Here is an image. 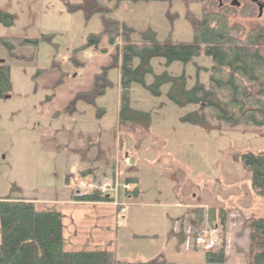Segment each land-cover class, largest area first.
<instances>
[{
  "label": "rangeland",
  "instance_id": "374dc122",
  "mask_svg": "<svg viewBox=\"0 0 264 264\" xmlns=\"http://www.w3.org/2000/svg\"><path fill=\"white\" fill-rule=\"evenodd\" d=\"M70 2L79 4L81 0ZM212 3L211 0L138 3L95 0L102 9L111 11L110 19L134 30L132 43H139L142 33L148 30L161 43H191L192 23L205 14L221 12ZM93 8L94 1H88L87 12ZM228 8L222 12L229 25L243 29L242 40L252 30L264 28V11L263 17H259L257 9L247 15L242 7ZM0 14L14 18L11 25L0 21V38L40 40L35 50L18 46L14 51L29 58L34 54L33 60H19L0 46V64L8 67L11 84L10 95L0 99V197L31 200L37 202L39 211L53 210L54 200H62L71 193L64 190L63 170L64 164L71 162L68 150L72 147L67 149L63 139H42L44 128L53 121H59L53 122L56 127L76 121L63 111L77 93L91 89L95 75L107 63L103 62L102 50L106 53L111 50V63L112 56L121 49L120 40L119 49L110 47L104 38L98 49L82 51L89 36L104 31L103 21L98 15L88 19L83 11L71 14L60 0H0ZM43 36H52L53 41L41 40ZM95 51V57L91 58L89 53ZM137 65L136 60L134 66ZM151 67L152 74L146 76L145 82L152 88L133 83L129 94V108L137 115L148 116L144 124L136 125L137 134L122 135L123 147L132 145L128 149L131 164L134 165L136 156L144 164L138 170L145 194L128 205L126 219L132 213L134 218L130 226L127 223L119 226L116 257L136 263L158 252L166 256L168 264H207L205 252L195 246L193 223L198 207L205 211V216L209 208L225 213L223 224L219 218L214 222L216 252L225 251L224 264H249L251 225L254 220L264 218V197L253 192L252 174L242 163V155L264 154V127L223 125L213 129L182 122L185 115L198 107L177 106L171 93L175 92L174 85L179 87L180 83L187 90L198 83L205 88L209 86L212 61L204 54L186 65L168 66L166 59L155 58ZM108 79L112 87L97 98L95 106L78 102L74 118L89 119L98 109L105 112V120L116 121V105L121 104L120 70H110ZM157 84H161L158 96L154 94ZM122 116L129 118V114ZM163 149H168V153ZM171 176H175L173 182ZM170 181L176 185L175 190L169 186ZM176 195L180 197L178 202ZM188 203L193 210L186 209ZM176 204L180 206L174 207ZM176 224L178 231L186 234L181 250L169 246L167 236ZM205 224L211 226L206 219L198 227ZM130 233L138 238L129 239ZM181 242L179 238L178 244ZM66 243L72 250L94 249L92 243L86 247L81 240H74L73 245L68 240Z\"/></svg>",
  "mask_w": 264,
  "mask_h": 264
},
{
  "label": "trees",
  "instance_id": "16d2710c",
  "mask_svg": "<svg viewBox=\"0 0 264 264\" xmlns=\"http://www.w3.org/2000/svg\"><path fill=\"white\" fill-rule=\"evenodd\" d=\"M69 13L84 12L88 19L98 15L104 24V31L88 37L82 51L98 49L105 38L110 47L121 49L112 56L110 65L103 67L95 75L89 92L77 94L63 111L73 115L77 112L76 104L85 102L95 106L97 98L105 95L112 87L108 79L110 70L121 72V111L129 118L148 116L133 113L129 108V94L133 83L145 88L147 75L152 74L151 61L164 58L168 66L174 63L188 64L201 54L212 61L210 83L207 88L197 84L190 90L174 85L171 100L179 107L194 105L198 110L185 115L181 120L197 126L219 129L223 125L230 127H264V28L249 32L244 40L240 38L243 31L239 26L228 24L225 13L205 14L200 21L192 23L194 38L191 43H161L153 31L141 35L139 43H132L130 38L134 30L109 18L110 10L95 4V0H81L73 4L70 0H60ZM94 1L93 10L88 13L87 2ZM109 2H153L168 0H108ZM189 2L191 0H176ZM194 1V0H192ZM204 1V0H203ZM249 11L247 15H252ZM0 21L13 24L14 18L0 14ZM41 40L53 41L52 36H43ZM40 40L0 38V46L5 47L19 60H33L24 55H17L16 47L30 46L34 50ZM119 49V48H118ZM102 53H106L103 49ZM138 65L135 67V61ZM76 65H80L75 61ZM81 66V65H80ZM55 67V65H54ZM7 66L0 64V99L10 95L11 84ZM40 73L38 74V76ZM161 84H157L154 94H160ZM57 84L53 87L56 88ZM59 116V114H57ZM125 117V116H124ZM126 118V117H125ZM242 163L252 174V190L264 197V154L247 153L242 155ZM17 190V187H16ZM79 203L110 202L108 198L98 195L77 196ZM199 223L208 220L214 227L216 219L225 222V213L209 208L207 215L199 209ZM207 217V218H205ZM63 217L56 211H38L31 200L0 197V264H168L159 257L150 262L131 263L117 259L111 251L66 252L64 249ZM249 264H264V218L256 219L251 225ZM207 264H224L225 251L205 254Z\"/></svg>",
  "mask_w": 264,
  "mask_h": 264
},
{
  "label": "crops",
  "instance_id": "0c3cea01",
  "mask_svg": "<svg viewBox=\"0 0 264 264\" xmlns=\"http://www.w3.org/2000/svg\"><path fill=\"white\" fill-rule=\"evenodd\" d=\"M95 55L96 51L91 58H94ZM110 55L111 50L103 54V62H107L104 64L105 66H108L110 63ZM116 106L117 117L115 122L105 120V112L102 110L98 112L97 109L95 114H92L89 119L82 118L83 120H78L74 118L75 116H73V114L70 115V118L76 121H69L67 124L65 123L64 126L62 125L60 127H56L54 124L59 121H53L54 123L49 122L48 126L44 128L45 133L42 139L47 141L63 139L66 141L67 149L72 147L68 150L71 162L68 161V163H65L63 170L64 190L67 192L70 191L71 193L65 195L62 200H54V204L56 205L53 210H46L59 212L63 217L64 249L66 252L107 250L115 253L118 249L116 248V244L119 240V226L122 225V223H127V225L130 226L131 220L134 218L132 213L127 220L126 215L121 216L119 210L110 203H79L74 200L75 188L82 178L101 179L109 176L118 160H122L127 155H131L128 149L132 145L128 144V148L125 149L122 145V135H127L128 133L132 135L137 134L136 125L144 124L145 120L144 117H139L138 120L121 117V104L117 103ZM99 109L101 108L99 107ZM131 111L135 113V111ZM63 118H60V120ZM52 119L54 118L52 117ZM61 123L63 122L61 121ZM149 136H151V134H149ZM163 152L168 153V149H163ZM138 159V156H136L135 163L131 169L123 165L120 166L121 178L131 182L135 189L132 197L127 198L128 204H131L135 199H142L145 194L144 181L141 176V171L138 170V167L143 168L144 164H141ZM170 179L173 182L175 176H171ZM165 180L167 179L165 178ZM169 186L172 187V190L176 188V185L174 183L172 184L171 181ZM140 188H142V192ZM179 200L180 197L176 195L175 201L178 202ZM187 202L190 203L189 198ZM34 203L38 210L37 202ZM189 203L186 204V209L193 210V206ZM179 206L180 204L174 205L176 208ZM199 209L200 208L195 207L194 210L195 216L193 224L195 236L198 233ZM176 226L177 224L167 234L169 246L174 250H181V247L184 245L186 234L183 230L179 232L178 226ZM192 231L193 230H190V232ZM128 238L137 239L138 236L137 234L130 233ZM179 238H181V244H178ZM67 240L69 241V245H73L72 242H74V240H81L86 247H88V245L90 246L92 243L91 245H94V249L72 250L71 248H67ZM154 257L152 256L149 259L140 261L150 262L159 257H162L164 260L166 258L164 254L161 256L158 252Z\"/></svg>",
  "mask_w": 264,
  "mask_h": 264
},
{
  "label": "built area",
  "instance_id": "2783aa9c",
  "mask_svg": "<svg viewBox=\"0 0 264 264\" xmlns=\"http://www.w3.org/2000/svg\"><path fill=\"white\" fill-rule=\"evenodd\" d=\"M124 164L130 167L129 159L124 160ZM131 191V185L121 183L118 170L106 178L100 180H87L79 184L77 192L83 195H98L110 198L114 205H122L119 201L120 193L126 194ZM124 206L122 213H126ZM196 246L204 252H214L217 246V232L214 229L204 227L200 230L196 238Z\"/></svg>",
  "mask_w": 264,
  "mask_h": 264
},
{
  "label": "flooded vegetation",
  "instance_id": "af4514ba",
  "mask_svg": "<svg viewBox=\"0 0 264 264\" xmlns=\"http://www.w3.org/2000/svg\"><path fill=\"white\" fill-rule=\"evenodd\" d=\"M216 7H218L221 11H227L230 8H235V6H232L233 0H223L221 3L215 0H211ZM240 3V7L237 9L243 8L244 14L249 13V11H255V9L258 10V16L261 17L263 15L264 11V0H238ZM260 7L262 8L261 14L259 13ZM263 17V16H262Z\"/></svg>",
  "mask_w": 264,
  "mask_h": 264
},
{
  "label": "water",
  "instance_id": "95a60500",
  "mask_svg": "<svg viewBox=\"0 0 264 264\" xmlns=\"http://www.w3.org/2000/svg\"><path fill=\"white\" fill-rule=\"evenodd\" d=\"M215 1H218V2L221 3L223 0H215ZM232 6H235V8H239L240 7V3L238 2V0H233ZM261 12H262V8L260 7L259 13L261 14ZM7 98H9V97H7Z\"/></svg>",
  "mask_w": 264,
  "mask_h": 264
}]
</instances>
